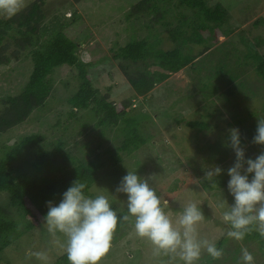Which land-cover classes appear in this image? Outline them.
Instances as JSON below:
<instances>
[{
  "label": "rangeland",
  "instance_id": "1",
  "mask_svg": "<svg viewBox=\"0 0 264 264\" xmlns=\"http://www.w3.org/2000/svg\"><path fill=\"white\" fill-rule=\"evenodd\" d=\"M32 1L25 0L26 6ZM137 2L51 0L44 6L41 38L47 40L58 30L78 41L80 34L87 36L78 42V53L82 61L91 63L87 71L94 88L101 95L110 93L116 103L126 98L133 104L136 109L134 114L142 120L147 142L131 153L117 149L122 124L111 130L108 127L92 130L94 116L90 111L79 113L78 122L73 120L68 125L67 116L72 108L68 98L77 92L80 81L76 68L61 64L50 75L52 90L46 105L36 109L24 123L0 134V157L30 133L42 134L45 138L42 146L46 149L56 140L64 141L71 156L85 164L99 155L103 166L97 171V180L90 192L107 196L117 213L126 211L127 215V207L126 196L115 189L127 171H136L148 180L165 213L174 222L188 203L197 204L204 216L197 225L199 235L216 243L222 251V256L215 260L202 252L198 264H240L243 249L252 254L253 264H264V254L258 243L228 237L229 227L222 220L223 212L233 203L227 189V169L235 159L232 150L222 146L227 139L226 130L233 126L240 128L246 156L255 158L264 151V146L251 143L257 121L264 119V82L246 58L248 49L242 42L245 39L238 44L241 32L244 38L247 37L245 32L250 37L260 34L263 41L261 51L264 53V0H211L212 4L221 3L236 21L229 24L233 32L220 36L217 43L201 55L190 69L186 67L170 74L165 82L152 90L146 101L142 96H133L120 68L125 62L115 56L118 49L133 38L135 30H139V21L137 25H129L131 23L125 17ZM259 15L261 22L259 26H254L253 21ZM153 28L151 30L155 32L162 30L160 24L153 25ZM144 34L145 30L140 36ZM160 36L163 38V49L173 47L166 33L162 32ZM187 47H192L195 54L203 48L194 43L185 49ZM223 65L225 74L221 78L214 77L216 72L213 67ZM236 65L240 69H236ZM32 67L29 56L12 59L8 66L0 67V111L7 96H13L24 88ZM129 69L134 70L132 65ZM149 69L161 70L157 66ZM235 74L238 81L231 82V76ZM210 82L220 87L214 93ZM179 120L180 123H177ZM188 121L205 124L192 128L187 125ZM107 149H111L112 154L107 153ZM28 150H24L17 161L22 171L32 169ZM112 155L119 156V163L111 161ZM215 166L222 169L221 174L207 179L206 173ZM222 202L224 208L220 207ZM0 215L14 220L22 229L17 240L0 253V264H43L34 255H29L38 251L47 252L48 264H55L65 253L57 243L59 234L52 236L45 222L27 230V220L8 205L7 195L2 192ZM118 240L111 242L109 251L98 264H177L168 255H156L151 243L135 234L132 218L127 221L123 236ZM219 241L222 243L219 244Z\"/></svg>",
  "mask_w": 264,
  "mask_h": 264
},
{
  "label": "trees",
  "instance_id": "2",
  "mask_svg": "<svg viewBox=\"0 0 264 264\" xmlns=\"http://www.w3.org/2000/svg\"><path fill=\"white\" fill-rule=\"evenodd\" d=\"M49 1L51 0H33L13 17H0V67L8 66L12 59L19 60L22 56H29L33 63L24 88L19 93L6 97L5 106L0 111V134L24 123L36 109L46 105L52 90V70L58 65L67 64L77 69L80 81L77 92L68 98V104L72 108L67 116V124L73 120L78 122L79 113L90 111L94 116L92 130L107 127L111 130L122 124L117 149L126 153L137 151L147 142L142 131V120L136 117L135 107H132L133 104L126 98L116 103L110 93L101 95L99 90L94 88L91 75L87 71V66H91V63L82 61L78 53V42L87 36L80 34L78 41L58 30L49 39L42 40L44 6ZM125 17L130 21L129 25L134 26L139 21L137 29L140 33L145 30V34L140 36L139 30H135L133 38L120 47L115 56L125 62L120 68L127 78L133 96H142L145 101L152 94V90L165 82L170 74L186 67L190 69L201 55L217 43L220 36L233 32V27L229 25L231 21L236 23L221 3L212 4L211 0H138ZM145 19L148 21L145 22ZM261 19V15L256 17L253 25L259 26ZM156 24H160V32L154 31L153 25ZM152 28L154 30H151ZM162 32L168 35L169 42L173 44L168 50L162 47ZM241 33L238 44L246 40L242 41L248 49L246 58L251 61V66L264 82L262 38L260 34L250 37L247 32V37L244 38ZM191 43L203 47L198 54L194 53L192 47L185 49ZM228 59L230 60V57ZM128 63L133 66V71H130ZM152 66L161 70L152 71L149 69ZM236 66V69H240L239 65ZM224 68V65L213 67L216 72L214 77L221 78L226 71ZM237 79L235 74L230 80L235 82ZM219 88V85H210L213 93ZM177 123H180V120ZM204 124L197 121L187 122L192 128L203 127ZM44 142L45 138L40 133L24 135L0 157V193L7 195L8 205L27 220V230L34 229L44 222L47 202L51 200L59 203L62 193L76 180L86 184V195L95 197L90 188L97 180V171L103 166L99 155L92 162L85 164L71 156L64 141L56 140L48 145V149L43 148ZM27 149L32 169L22 171L17 161ZM107 153L112 154L111 149H107ZM110 159L115 164L120 161L119 156L112 155ZM125 212L120 211L117 215L122 217ZM126 226L127 221H118L112 241H119ZM21 230L17 222L0 215V253L17 240ZM242 240H254L264 254V235L255 227L249 230ZM220 243L222 241H219ZM55 264H69L66 253L61 255Z\"/></svg>",
  "mask_w": 264,
  "mask_h": 264
},
{
  "label": "clouds",
  "instance_id": "3",
  "mask_svg": "<svg viewBox=\"0 0 264 264\" xmlns=\"http://www.w3.org/2000/svg\"><path fill=\"white\" fill-rule=\"evenodd\" d=\"M26 6L25 0H0V15L11 18ZM227 115L225 119H227ZM222 145L234 153V162L227 169V189L233 203L222 214L229 227L227 236L242 240L253 227L264 235V151L255 158L246 156L244 137L239 127H229ZM252 144L264 146V119L257 121ZM222 169L213 167L206 173L211 180ZM86 184L74 181L61 195L59 203L48 201L43 220L47 231L58 236L57 243L64 249L69 264H98L109 251L118 221L132 218L138 237L146 238L156 255H168L177 264H198L202 252L212 259L222 256L216 243L201 238L197 225L204 219L196 203H188L173 219L165 213L161 200L147 179L136 171H127L115 191L126 196L127 215H117L105 195L85 194ZM224 208V203L220 204ZM62 238V239H61ZM43 264H48L45 251L29 253ZM252 254L243 249L240 264H253Z\"/></svg>",
  "mask_w": 264,
  "mask_h": 264
}]
</instances>
